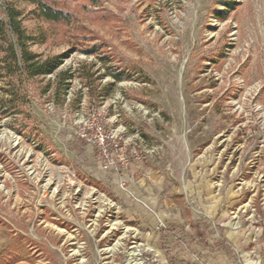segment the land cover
I'll return each mask as SVG.
<instances>
[{
    "label": "rangeland",
    "instance_id": "obj_1",
    "mask_svg": "<svg viewBox=\"0 0 264 264\" xmlns=\"http://www.w3.org/2000/svg\"><path fill=\"white\" fill-rule=\"evenodd\" d=\"M46 1L60 67L0 82V264H264V0Z\"/></svg>",
    "mask_w": 264,
    "mask_h": 264
},
{
    "label": "trees",
    "instance_id": "obj_2",
    "mask_svg": "<svg viewBox=\"0 0 264 264\" xmlns=\"http://www.w3.org/2000/svg\"><path fill=\"white\" fill-rule=\"evenodd\" d=\"M32 5L30 12L37 18L48 22H68L70 15L62 9L56 8L46 0H22ZM233 4H230L232 7ZM25 13L17 6L15 0H6L4 14L0 9V82L5 87L4 92L13 97L20 89L24 81L37 76L56 73L62 63L63 56L55 55L42 58L39 53L33 51L31 46L44 42V36L37 38L24 26ZM98 45L92 46L86 53L97 55ZM102 63L109 60L104 56H97ZM78 75L88 79V74L82 68L77 69ZM110 73V72H109ZM64 75L58 73L57 75ZM115 81L124 79L120 73H110ZM68 79V77H65ZM66 88V87H65ZM3 101V99H2ZM13 99L7 100L12 102Z\"/></svg>",
    "mask_w": 264,
    "mask_h": 264
}]
</instances>
